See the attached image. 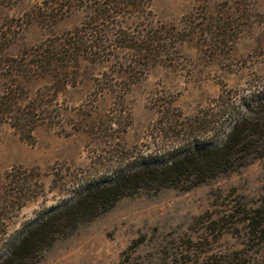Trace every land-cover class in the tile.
<instances>
[{"label": "rangeland", "instance_id": "obj_1", "mask_svg": "<svg viewBox=\"0 0 264 264\" xmlns=\"http://www.w3.org/2000/svg\"><path fill=\"white\" fill-rule=\"evenodd\" d=\"M43 2L0 0V34L10 42L5 54L62 36L86 14L78 7L44 25L27 16ZM151 12L148 19H121L136 35L146 25L166 26L168 43L144 57L113 48L104 62L82 59L74 85L52 101L54 120L35 129L33 142L9 124L1 126L0 174L21 172L36 196L10 215L5 238L117 166L121 151L136 157L171 146L175 138L159 132L164 113L183 120L215 112L223 100L236 101L253 84H264V0H152ZM216 25L227 28V37L211 33ZM46 84H27L28 96ZM12 186L3 176L0 187ZM247 217L262 222L257 231ZM124 258L132 264L182 258L191 264H264V155L199 184L124 196L56 237L33 264H117Z\"/></svg>", "mask_w": 264, "mask_h": 264}, {"label": "trees", "instance_id": "obj_2", "mask_svg": "<svg viewBox=\"0 0 264 264\" xmlns=\"http://www.w3.org/2000/svg\"><path fill=\"white\" fill-rule=\"evenodd\" d=\"M78 7L86 13L79 26L26 47L20 54H5L10 42L0 34V128L7 123L22 139L33 142L35 129L54 120L52 101L57 100L60 91L74 85L77 64L82 59L94 64L104 62L113 48L144 57L156 46L168 43L165 34L171 30L166 26L146 25L136 35L129 30L130 22L121 19L130 15L150 18L152 0H44L27 16L40 19L44 25H54ZM211 33L220 38L228 35L226 27L217 25ZM39 79L49 84L38 88L34 97L28 96L27 84ZM180 117L166 112L160 121L159 132L165 130L175 138L171 146L136 157L121 151L117 166L84 181L70 198L48 208L16 236L8 238L4 235L10 215L36 196L30 180L21 177V172L16 174L11 169L0 174V183L3 176L13 183L6 189L0 187V229L4 227L6 231L0 232L6 239L5 249H0V264H33L38 252L56 237L74 230L124 196L185 183L199 184L240 168L251 157L264 155V84H253L236 101L223 100L215 112H198L183 120ZM246 221L253 231L262 224L253 217ZM117 264L132 263L124 258ZM165 264L191 263L182 258Z\"/></svg>", "mask_w": 264, "mask_h": 264}]
</instances>
